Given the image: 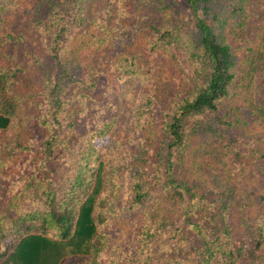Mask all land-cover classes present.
<instances>
[{"label":"trees","instance_id":"16d2710c","mask_svg":"<svg viewBox=\"0 0 264 264\" xmlns=\"http://www.w3.org/2000/svg\"><path fill=\"white\" fill-rule=\"evenodd\" d=\"M254 2L0 0V128L16 136L9 141L11 147L22 146L21 133L14 127L24 122V95L16 89L25 84L35 97L36 89L45 84V99L55 102L51 125L58 124L65 110L63 89L75 79L74 71L82 75L77 89H95L101 75L109 73L104 65L111 61L109 70L118 71L129 87L130 97L124 98L135 102L128 111L130 124L144 131L134 153L129 208L147 214L143 228L151 242L159 245L158 234L169 230L180 234V255L188 254V264H241L245 256L252 264H264V225L248 242L236 238L238 229L249 226L252 210L264 208V146L246 151L225 143L230 138L238 141L230 131L248 127L249 122L241 121L238 111L218 113L236 87L247 93L255 121L264 124V23L258 29L256 23L255 34L245 33L248 6ZM24 18L29 19V30L42 33L49 42L54 61L37 67L42 75L36 81L20 77L19 66L4 65L13 55L10 45L27 37L16 27V20ZM178 73L180 81L175 78ZM176 88L180 94L171 95L169 89ZM136 89H142L140 97ZM82 96H89L88 91ZM164 96L174 100L161 112L159 100ZM260 99L262 104L255 101ZM159 112L165 115L162 121L156 119ZM37 119L43 127L50 123ZM111 119L97 128L99 136H113L117 117ZM49 133L43 148L47 156L58 140L52 130ZM115 143L119 145L116 136L111 145ZM156 143V159L151 161ZM231 154L232 160H249L236 167L228 158ZM105 157L102 153L96 171L90 172L91 180L86 177L92 158L80 163L70 185L47 191L43 210L19 214L12 221L10 251L0 254V264H62L69 255L79 258L75 264H104L99 256L107 242L101 241L99 226L109 216H123V206L116 198L110 201L106 191L125 177L120 156L110 169ZM65 186L67 196H58L57 190Z\"/></svg>","mask_w":264,"mask_h":264},{"label":"rangeland","instance_id":"374dc122","mask_svg":"<svg viewBox=\"0 0 264 264\" xmlns=\"http://www.w3.org/2000/svg\"><path fill=\"white\" fill-rule=\"evenodd\" d=\"M97 1L104 3L105 0ZM181 1L179 0V5H181ZM181 8L185 12L182 6ZM248 13L249 18L246 20L248 25L245 33L255 34L256 30L254 27L256 23H260V25L256 26V29L263 26L261 22L264 23V0H256L252 5H249ZM17 20V30L26 32L27 37L25 36V40L16 45H10L9 49L13 55L4 60V65L19 66L21 68L20 77L27 75V79L36 81L41 79L42 75V72L38 71L37 67L42 62H45V64L54 62L49 42L46 38L44 39L42 33L34 29L29 30L28 18ZM64 50H66L65 47L61 49V51ZM239 51L243 53V49ZM110 62L104 65L110 74L104 73L101 75L95 89H86L89 95L87 97L82 96L86 92L84 89L76 88L82 85V75L79 71H74L75 79L68 86V89H63L62 109L65 110L61 112L60 123L58 124L53 123L51 125L52 115L55 110L53 104L55 102H49V100L45 99L47 96L44 93L49 95L45 84L40 85V89H36L35 97L30 96L29 89H27L28 86L25 84L16 89L24 95L22 99V106L25 109L24 118L22 117L24 122L22 123L21 120L22 124H15L14 127L21 133L20 145L22 146H13L15 149H11L13 147L10 146L9 141L17 139L16 136L10 133L7 128H0V160H4L0 178V254L10 251L8 250V244L12 237L9 231L12 230V221L19 214L32 212L34 209L43 210L42 207L44 205L42 204L47 191L53 187L70 185V181L76 178V169L79 168L80 163L82 164L94 156L90 161L88 160L90 169L87 170L86 178L87 181L91 180L90 172L94 168L96 171L103 153L106 156L108 169L111 168L112 163L116 162L115 156L117 154L120 156L121 162L118 164L121 165V171L125 173V177L114 181L117 184L114 185L109 193L106 191L107 197L111 199L110 201L116 198L118 204L123 206V216L119 218L116 215L109 216L104 223L100 224L101 241L107 243L104 250L100 253L99 260L104 264H188L185 260L188 254L180 255V234L169 230H161L157 240H160L159 245L162 247L157 249L159 245L151 242L150 234L143 228L146 224V219H148L147 214L143 213L139 208H129L133 196L131 176L133 175L132 165H135L134 153L138 149L139 139L144 137V131L130 124L132 115L128 114V111L134 107L135 102L124 98L130 97L129 87L126 86L122 78H119L118 71L113 72L112 68L109 70ZM56 66L59 65L55 64V68ZM175 78L180 81V73ZM63 80L65 81L66 79ZM125 86L128 89H125ZM124 89L125 93H123ZM236 89L234 87V95L231 99L224 101L218 113L238 111V113H242L241 121L246 120L249 122V126L233 128L230 131L231 137L237 135L238 141L232 142L230 138L231 142L227 140L228 142L226 141L225 143L246 151L253 147H262L264 146V124L255 121L256 115L252 112V108L248 106L247 93ZM135 91L140 97L142 89H136ZM169 92L171 95H175V93L179 95L180 89H169ZM37 99L39 100L38 106L35 105ZM136 100H138L137 97ZM173 100L174 97H161V100H159V105H162L161 108L159 107L161 112L163 107H166ZM261 100L255 101H259L262 104ZM161 112L155 115L157 121L165 119V115L162 116ZM39 116L50 122L49 125L41 126V120L37 119ZM112 116L117 117L112 128L113 136H99L96 133L97 128L102 126L103 123L112 121ZM48 130H52V134H55L58 139L56 148L51 156H47L44 152L45 143L50 135ZM115 136L119 145L118 143L113 144L114 148L111 145V141ZM198 142L196 140L194 144L198 145ZM91 145L95 147L93 151L82 156L84 152L91 148ZM153 147L152 150L150 149L151 152L149 151L152 153L150 155L151 161L156 159L157 152L154 150L157 149L158 143ZM233 157L234 154L228 156L229 160H232ZM242 159H235L232 162L235 161L236 167L241 168L244 161L248 158L246 156V159ZM240 168L237 170L240 171ZM41 174L42 177L40 178ZM44 176L45 179H43ZM65 188L66 186L57 190L58 196H67ZM73 199L79 198L73 196ZM18 207L20 209H17ZM252 211L250 221L247 220L250 214H246L245 217L249 226L238 229L236 232V238L241 242H248L252 232L257 227L264 225V208H255ZM236 212L238 213L237 209ZM238 214L233 217H237ZM186 224L188 225V222L184 223V225ZM142 248H145L144 252ZM137 252L142 256L135 259L134 254ZM78 259L74 255H69L62 264H75ZM241 264L252 263L245 256Z\"/></svg>","mask_w":264,"mask_h":264}]
</instances>
